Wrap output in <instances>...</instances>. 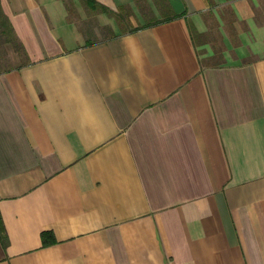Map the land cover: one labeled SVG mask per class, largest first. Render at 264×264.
<instances>
[{"label": "crops", "instance_id": "0c3cea01", "mask_svg": "<svg viewBox=\"0 0 264 264\" xmlns=\"http://www.w3.org/2000/svg\"><path fill=\"white\" fill-rule=\"evenodd\" d=\"M140 3L0 0V264H264V0Z\"/></svg>", "mask_w": 264, "mask_h": 264}, {"label": "trees", "instance_id": "16d2710c", "mask_svg": "<svg viewBox=\"0 0 264 264\" xmlns=\"http://www.w3.org/2000/svg\"><path fill=\"white\" fill-rule=\"evenodd\" d=\"M137 2L140 6V4H141L140 0H137ZM130 14H131V10L129 9V7L123 6V7H121V10L117 13V18L120 22H122V21L124 22L125 20L129 21ZM174 16H176V15L165 16V17L160 18V19H154L153 21L146 22L143 25H140L137 27L131 26L130 30L132 31V30H136L137 28H140V27H145V26H150L152 24L161 23L163 21L170 20ZM0 29L2 30V33L5 36L6 41L10 42L12 44V46L15 48V50L22 52L23 47H22L20 41L15 36V34L12 30V27L9 23V20H8L7 16L3 13L1 6H0ZM123 30H125L124 27H123ZM0 234H1L2 240L6 243L7 236L5 233V227L3 224L1 214H0ZM41 238H42V244L44 246L52 244L56 241L51 232H42Z\"/></svg>", "mask_w": 264, "mask_h": 264}, {"label": "rangeland", "instance_id": "374dc122", "mask_svg": "<svg viewBox=\"0 0 264 264\" xmlns=\"http://www.w3.org/2000/svg\"><path fill=\"white\" fill-rule=\"evenodd\" d=\"M149 16H150V14H148V13L143 12V14H142L141 12L138 11L136 13V15H134L132 17V21L136 25L137 24L142 25V24L147 22ZM91 26H92V23H91ZM106 32L107 31L105 29H101L100 30V36L104 38V36L107 34ZM12 55H13V50L10 47V45L2 43V41L0 39V70H4L6 68L13 66V61L11 59Z\"/></svg>", "mask_w": 264, "mask_h": 264}]
</instances>
